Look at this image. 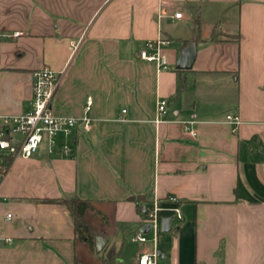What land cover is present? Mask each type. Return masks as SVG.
<instances>
[{"label": "crops", "instance_id": "0c3cea01", "mask_svg": "<svg viewBox=\"0 0 264 264\" xmlns=\"http://www.w3.org/2000/svg\"><path fill=\"white\" fill-rule=\"evenodd\" d=\"M156 40L165 69L139 58ZM191 43V68L175 69ZM41 68L60 74L53 114L82 117L90 97V123L12 159L0 264H102L110 250L136 264L152 243L127 239L152 202L181 215L157 237V264H264V0H0L1 116L31 110ZM72 197L91 201L84 220L106 240L100 253L63 205L38 201Z\"/></svg>", "mask_w": 264, "mask_h": 264}, {"label": "built area", "instance_id": "2783aa9c", "mask_svg": "<svg viewBox=\"0 0 264 264\" xmlns=\"http://www.w3.org/2000/svg\"><path fill=\"white\" fill-rule=\"evenodd\" d=\"M181 14H174V18H180ZM13 36L20 35L19 32L12 34ZM163 44L161 40L147 41L144 49L140 51L139 58L145 62L154 63L158 69L166 68V59L159 53V47ZM73 47L75 46L72 44ZM60 82V74L41 68L32 74V97L30 100L31 110L24 115L18 116H1L0 115V163L2 156H11L12 158H30L33 156L40 143L45 137L50 139V144L53 145L52 139L59 133L68 136L76 125H82L88 129L90 119L86 116L92 106V99L88 97L84 105V116H56L53 114L50 102L54 92ZM166 101L161 100L157 106V117L154 122L159 124L162 122V117L165 115ZM227 121L232 125L238 124V118L227 117ZM184 132L195 136L189 124H185ZM169 202L176 203L177 199L169 198ZM168 210L174 213L178 220H181L180 211L178 208H161L157 202H152L149 208H144L141 227L150 226L148 234H152L151 240L147 239L146 234L139 229L131 235L133 243L151 242L153 249L149 252H143L137 256L136 264H157L159 258L156 251V241L158 231L160 230L159 212ZM10 214L6 218H10ZM6 242H11L7 239Z\"/></svg>", "mask_w": 264, "mask_h": 264}, {"label": "trees", "instance_id": "16d2710c", "mask_svg": "<svg viewBox=\"0 0 264 264\" xmlns=\"http://www.w3.org/2000/svg\"><path fill=\"white\" fill-rule=\"evenodd\" d=\"M11 156H2L1 157V163H0V180L7 172V169L12 162ZM142 199H139L137 201H141ZM41 203L45 204H51V203H57L63 205L72 222L74 231L78 238H80L82 241L86 242V244L89 246L90 250L95 253V246H94V240L95 237L98 235V232L93 230L84 220V212L88 209H92L91 201L89 200H82L77 197L72 198H61L57 200H38ZM165 203L169 204V198L165 200ZM138 211L142 212L143 208L141 206H138ZM95 214L100 215L102 219L104 217L102 214H100L97 211H94ZM101 262L102 264H115L116 260L118 258V254L114 251H108L107 253L101 252Z\"/></svg>", "mask_w": 264, "mask_h": 264}, {"label": "water", "instance_id": "95a60500", "mask_svg": "<svg viewBox=\"0 0 264 264\" xmlns=\"http://www.w3.org/2000/svg\"><path fill=\"white\" fill-rule=\"evenodd\" d=\"M195 54H196V44L195 43H191L190 45L186 46L180 52L179 58H178L176 65H175V69H177V70H188V69H190L192 66V63L194 61ZM171 220H172L171 217L161 219L160 231L162 233H166V232H169L171 230V226H170ZM149 229H150V226L146 225L141 229V232L146 234V233H148ZM94 244H95L96 253H100L102 251V249L104 248V245L106 244V240L101 236H97L95 238Z\"/></svg>", "mask_w": 264, "mask_h": 264}, {"label": "rangeland", "instance_id": "374dc122", "mask_svg": "<svg viewBox=\"0 0 264 264\" xmlns=\"http://www.w3.org/2000/svg\"><path fill=\"white\" fill-rule=\"evenodd\" d=\"M173 217V219H172V224H173V226H175L176 224H177V222H179L177 219H176V217H175V215H174V213H171V212H166V213H161V214H159V217ZM169 232H166V233H162L160 230L158 231V235H157V237H158V239H159V241H160V238L162 237V236H168L167 234H168ZM149 235V237L151 238L152 237V234H148ZM127 246L128 247H136V246H138L137 244L135 245V244H132L131 242H130V239H127ZM159 262L161 261L160 259L158 260Z\"/></svg>", "mask_w": 264, "mask_h": 264}]
</instances>
